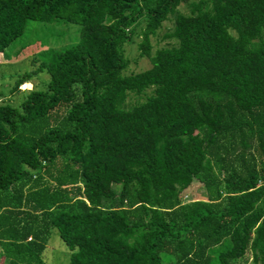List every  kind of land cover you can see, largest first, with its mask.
<instances>
[{
	"label": "trees",
	"instance_id": "1",
	"mask_svg": "<svg viewBox=\"0 0 264 264\" xmlns=\"http://www.w3.org/2000/svg\"><path fill=\"white\" fill-rule=\"evenodd\" d=\"M168 14L175 42L152 50ZM27 20L78 35L32 55L43 90L17 75L20 101L0 105L9 264H44L52 230L69 264H264V0H0L6 59ZM193 183L204 197L183 201Z\"/></svg>",
	"mask_w": 264,
	"mask_h": 264
},
{
	"label": "rangeland",
	"instance_id": "2",
	"mask_svg": "<svg viewBox=\"0 0 264 264\" xmlns=\"http://www.w3.org/2000/svg\"><path fill=\"white\" fill-rule=\"evenodd\" d=\"M177 11L180 13H187L188 6L180 4L177 7ZM172 19L173 14H168L166 20H164L160 27L156 29L155 33L150 36L149 39L152 50L174 44L175 41L168 36L173 27ZM23 30L22 36L20 35L18 39L7 48V52H9L7 57H9L10 61H3L2 59L6 58L0 55V105L4 103L16 105L18 101H20V91L10 90L17 75L29 73V80L34 84V89L43 90L48 80V73L44 70H34L37 62L31 61L32 55L40 50L48 48L59 51L69 46L70 43L72 44L78 35V26L76 24L63 23L58 20L51 23L27 20ZM139 41V37L132 36L131 39L123 45V55L128 60L127 72L141 71L150 66L148 59L145 56L139 55ZM10 57L13 58L11 59ZM30 87L31 83L26 82L23 86L20 85L19 89L23 90ZM148 94L149 90H145L137 96H141L143 100ZM139 100V97L130 95L127 105H131ZM62 110L63 108L59 107L54 111L56 116L51 118L47 117L44 120L46 126L59 125V120H61L60 117L63 114ZM63 162V159L58 158L55 164L58 166ZM102 186L104 189L107 188L106 183H102ZM181 196L183 201H187L192 198H203L204 194L203 189L198 184L193 183L181 193ZM0 253H2L1 246ZM69 255L70 251L57 236L56 231L52 230L42 250L41 257L44 264H69ZM3 261H5L4 264H9L8 260L4 259ZM247 264H251L249 260Z\"/></svg>",
	"mask_w": 264,
	"mask_h": 264
},
{
	"label": "crops",
	"instance_id": "3",
	"mask_svg": "<svg viewBox=\"0 0 264 264\" xmlns=\"http://www.w3.org/2000/svg\"><path fill=\"white\" fill-rule=\"evenodd\" d=\"M11 59L13 58V57H10ZM3 61H6V62H9L10 60H9V58L8 59H2ZM2 61V62H3ZM5 259V260H7V258L5 257V256H3V254L2 253H0V264H4V262L5 261H3V260Z\"/></svg>",
	"mask_w": 264,
	"mask_h": 264
},
{
	"label": "built area",
	"instance_id": "4",
	"mask_svg": "<svg viewBox=\"0 0 264 264\" xmlns=\"http://www.w3.org/2000/svg\"><path fill=\"white\" fill-rule=\"evenodd\" d=\"M24 84H21V86H23Z\"/></svg>",
	"mask_w": 264,
	"mask_h": 264
},
{
	"label": "water",
	"instance_id": "5",
	"mask_svg": "<svg viewBox=\"0 0 264 264\" xmlns=\"http://www.w3.org/2000/svg\"><path fill=\"white\" fill-rule=\"evenodd\" d=\"M29 83V82H28Z\"/></svg>",
	"mask_w": 264,
	"mask_h": 264
}]
</instances>
